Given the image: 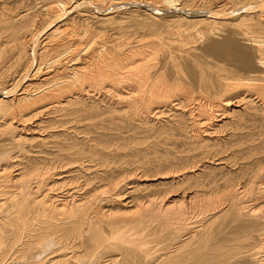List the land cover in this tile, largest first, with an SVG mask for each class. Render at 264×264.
Instances as JSON below:
<instances>
[{
    "label": "bare ground",
    "instance_id": "1",
    "mask_svg": "<svg viewBox=\"0 0 264 264\" xmlns=\"http://www.w3.org/2000/svg\"><path fill=\"white\" fill-rule=\"evenodd\" d=\"M101 1L137 7L128 8L127 16H99L95 13L102 14L100 8L94 7L95 12L77 19L67 9L71 0L12 4L0 0V264H264V158L258 156L260 151L237 147L231 156L225 153L228 157H220V163L233 168L219 177H209L203 165L204 159L222 156L243 142L232 137L234 141L219 147L214 138L222 124L213 121L235 112L229 108L234 100L247 102L248 107L264 104V0H227L212 6L206 0L197 7L193 0ZM172 8L176 9L172 15L160 12ZM127 21L155 31V40L130 46L122 56L107 41L94 42L92 28L101 33L105 24L116 22L121 27ZM94 22L100 24L94 26ZM164 32L169 36H162ZM216 33L222 36L214 38ZM202 39H207L206 52L195 53L193 44ZM170 43L174 44L171 49L167 48ZM160 49L161 57L157 56ZM109 87L126 105L139 107L146 115L154 109L162 113L165 106L180 108L173 114L177 123L169 120V125L155 128L154 132L167 136L182 127L186 108L194 105L195 116L189 121L197 150L178 160L167 152L155 168L156 173L181 170L182 174L159 177L153 191L126 202L124 190L114 191L115 182L131 189L129 193L152 184L123 182L119 177L104 182L95 168V176H85L78 190L64 193L61 188L72 179L71 167L103 154L106 147L100 141L86 147L77 133L53 141L56 150L16 161L28 150L21 145L25 138L14 125L15 117L26 120L50 105L64 112L66 118L59 122L65 125L97 118L111 109L104 110L84 96L106 94ZM111 111L119 118L128 115L122 108ZM8 140L17 143L16 150L6 146ZM64 166L70 175H63ZM197 166H202L198 173ZM13 167L19 171L11 176ZM80 189L83 192L78 194ZM130 202L131 210L126 206Z\"/></svg>",
    "mask_w": 264,
    "mask_h": 264
},
{
    "label": "rangeland",
    "instance_id": "2",
    "mask_svg": "<svg viewBox=\"0 0 264 264\" xmlns=\"http://www.w3.org/2000/svg\"><path fill=\"white\" fill-rule=\"evenodd\" d=\"M8 1H9V3L12 4L13 2H15L17 0H11V1L8 0ZM18 1H22V0H18ZM35 1H37V0H23V3L24 2L25 3H28V2L33 3ZM204 1H206V0H193L192 5H194L193 7H197L199 4L201 5V2L203 4ZM207 1H212V3H211V6H212L215 4L216 5H222L227 0H207ZM96 2L98 3V5ZM213 2H214V4H213ZM77 3L79 5H77ZM86 3H87L88 8L86 6ZM100 3H104V4H100ZM110 3L111 2H109V1L105 2V1H101V0H95V1H93V0H88V1L87 0H71V3L69 2L67 4V5H70V6H68L67 9L69 10V12H70V10L72 11L69 13L70 16L78 17L77 19H83V18L87 17V16H85L84 13L90 14V12L92 13V12L96 11V9L94 7H97L98 9L100 8L99 13H102V14L95 13L96 15H99V16L104 15V13H106V14L110 13L109 15H115V16H119L120 14L127 16L126 11L128 8L137 7V6H133L132 4L127 5V3H121V5H111ZM40 4L41 3H39L37 6H40ZM84 4H85V6H84ZM94 5H97V6H94ZM73 6H75L76 8L74 9ZM77 6H78V8H77ZM211 6H207V7H211ZM80 8H82V9H80ZM105 8H107V9H105ZM217 8H220V7L219 6H213V9H217ZM88 9L91 11H89ZM224 9L226 10L228 8L224 7ZM228 10H230V9H228ZM174 11H176L175 8H172V10H167V9L160 10V12L164 15H172V13H175ZM169 12H170V14H168ZM89 19H91V18H89ZM96 20H97L96 18H93V21H96ZM132 22L133 21L123 22L122 23L123 26H121V27L116 22L110 23V24H105L103 26V28L101 29V31H102L101 33H98L99 32L98 30H96L95 28H92L95 30L94 35L96 36V37L94 36V42L102 43V42L107 41L106 43L108 46L114 47L116 55L122 56L125 54L126 51H128L127 49L130 46L136 45L137 47L138 46L140 47V45L142 46L143 43L146 44L150 40L151 41L155 40V37H156L155 31H152L148 28L140 27V26L136 25L135 22L134 23H132ZM60 24H61V22L58 23V25H60ZM97 24L99 25L100 22H94V26H98ZM81 28H83V27L81 26ZM97 28H99V27H97ZM143 31H144V33H143ZM216 34L213 36L214 38L218 37L217 39H219L222 36V34H220V33H216ZM218 34H219V36H218ZM161 35L164 37L169 36L168 34H166V32H164ZM149 36L151 38L153 37L154 39L153 38L151 39ZM199 42H201V43H199ZM199 42H197L196 44H193V45L196 48L195 51L198 50L195 53L198 52V53L202 54L203 51L206 50V46L208 44L207 39L205 41H203V39H202V41H199ZM126 43H127V45H126ZM94 44H96V43H94ZM201 44H202V46H201ZM171 45H174V44L170 43V45H168L167 48L169 47L171 49ZM147 49L150 50V48H147ZM154 51H155V49H154ZM161 51L162 50L160 49L157 56L161 57V53H162ZM205 52L203 54H205ZM153 56H154V59L152 62H154V64H155V53ZM8 88H9V86H8ZM125 91H126V88H123L122 89V95L123 96H126V94H127ZM104 94H105V92L104 93L102 92L99 94L90 92L89 94H87V95H90V97L87 95H85L84 97L87 98L88 101L95 100V101L99 102V105L104 110H110V109L113 110L114 108L126 109L128 111V115H124V116H122V118H119V116L117 114H114L110 110V111H107L106 113L104 112L105 114H100V116H98L97 118H93V119L89 118L88 120L82 119L79 122H76V121L67 122L65 125V123L62 124L63 122H59L62 119L64 120V118H66L62 114L63 111L56 110L53 107L51 108L50 105H46L45 107L40 109L39 112H37L35 115H33L34 112H32L31 114L26 116V120L25 119L22 120L19 117H17V118L15 117L14 125L15 126L18 125L17 131L18 132L20 131L21 136L25 138L24 142H22L21 145L22 146L25 145L24 146L25 149L28 150L22 154L20 152L16 151L15 152L16 155L21 154L19 157L18 156L16 157V161L17 162L22 161V160L26 161V158H28L30 155H36V154L43 155L41 151L51 152L53 150H56L55 149L56 148L55 143H53V141L59 140V138H61L64 135H65V137L68 135V139H70L71 135L73 137L74 134L76 135V133H77L78 134L77 137H79V140L82 141L84 146H86V147L90 144L91 145L95 144V141L96 142L100 141L102 144H105L106 147L103 149V154H101L100 152H99L100 154L96 153L90 159H87V158L84 159V162H82V163L80 162V165H78L76 168L71 167V168H74L73 169L74 171H72L74 174L71 173L70 171H68L69 167L66 168L64 166L65 169L62 168L63 175H70V173H71L70 176L72 178L70 180L67 179L66 181H68V182H65L67 184L65 185L64 188H61V190H63L64 193L66 192V190H69L70 192H72L73 190H78L77 188H79V184L81 185L84 183L85 176L86 177L89 175H90L89 177L95 176V174H94V170H96L95 168H97V170L99 171V175L100 176L102 175V177L104 178V180H103L104 182L110 181V180L112 181V180L117 179L116 177H119L121 179H118V180H123V182H125L126 180H127L126 182L136 181V182H140L142 186L144 184H146V185L150 184V183L152 184L151 187H149V188L141 187L139 189L138 193L134 191V193L132 192L133 193L132 194V193H129V191L131 189H129V188L127 189L126 188L127 186H122L123 183L117 185V183L115 182V184L113 186L116 189H114V191L120 192L121 190H124L126 192L125 196H126L127 200H126V198H124L126 202L130 201V199L132 200L136 196H139L141 194H145L146 191H148L149 189L151 191H153L155 189V182H158L162 176H166V175L168 176L169 175L171 177L172 175L182 174V172H184V171H181V170L176 171V172L165 170L164 172L159 171L160 173L159 172L156 173L155 168H158L157 164L159 163L160 160H162L164 158V156L167 154V152L174 153L176 155L174 160H178L179 156H186V155L189 156V155H191V153H193L194 151L197 150V144H196V142H194L195 141L194 139H196V138L194 136H192L194 130H193V127L191 125L192 123L189 121L190 117L195 116V111L193 110L194 105H190L191 107L188 106L186 108V109H188V111L185 113L187 116V119L182 120V123H181L182 127L176 128L174 130V134L167 136L166 134H159L158 132H154L155 128H157L158 126H161V125H165V124L169 125V123H168L169 120L172 121L173 124L177 123L178 122V120H176L177 117L173 114H178L181 110L180 108H177L175 110V107L172 106L174 109L170 110V106L169 107L165 106L166 108L165 107L161 108V110H164V112H162V113L161 112L155 113V109H154V111H151L150 113H147V115H146V113L141 112V109L139 107L138 108L135 106L130 107V106H128V103L126 105L124 98L121 97L115 90L113 91V89H110V87L108 90H106V94L105 95ZM119 98H120V100H119ZM102 99H104V100H102ZM118 100L121 103H118L119 102ZM123 102H124V104H123ZM248 104L249 103H247V102H244V103L239 102L238 103L234 100L233 103L230 104L231 106L229 105V108H231V110L234 109L235 112L226 113L223 118H222V115L218 116L220 120H214L213 121V124H217V125L222 124L221 125L222 127L218 131L215 132L216 138H219V139L214 138L215 139L214 141L218 142L219 147H221V145H225V144H228V143L234 141V139L236 140V137H237V139L240 138L243 142L240 144V146L239 145H237V146L233 145V147L231 146V148L228 149L227 152L222 153V156L221 155L215 156L213 159H204L205 162L203 165H206L208 167L207 171L210 173V175L208 174L209 177L211 175L216 176V174H217L216 177H219L223 173H226L227 170H229V168L230 169L233 168V167H229L231 165L228 164L227 162H226L227 164L223 165L225 163V161H222L223 163H220L219 160H221V159H219V158L220 157H228V156H226L227 154L229 156H231V152L233 151V149H236L237 147H238L237 149H239L240 151H247L251 147H252L251 149L255 148V150L260 151L258 156H261L264 158V104H260V102H257L256 104L253 103V105L251 107H248L249 106ZM206 107L208 110L210 109V103L209 102L206 103ZM45 109H46V111H45ZM134 110L139 115L138 114L134 115V117L129 116L130 114L135 113ZM156 117H158V118H156ZM57 118H59V119L57 120ZM215 119H218V118H215ZM95 122H96V124H93ZM223 124H225V125H223ZM69 126H71V127H69ZM73 128L75 130H78V131L75 132V130ZM62 130H64V131H62ZM61 131H62V133H60ZM66 132L69 134H67ZM234 132H235V134H234ZM22 134H24V135H22ZM241 135H243V136H241ZM241 137H243V138H241ZM228 139L229 140L231 139V140L229 141ZM222 142L224 144H221ZM6 143H7L6 146H8V147L13 146V148L16 150L17 147L15 148L14 146H17V143L12 144V143H10V140L6 141ZM97 146L100 149L101 144H98ZM225 153H227V154H225ZM22 155H24V156H22ZM220 165H223L224 167L213 168V167H219ZM18 167H19V165H18ZM17 169H18L17 167L11 168L10 175L13 176V175L18 174L19 170L17 171ZM188 169H189V171L191 170L190 168H188ZM195 169H196L195 170L196 173H198L201 171L202 166H197ZM232 170H234V169H232ZM66 172H67V174H66ZM114 177H115V179H114ZM62 180H64V179H62ZM62 180H60V181H62ZM77 180H78V184H77ZM97 180L98 179H94V182H97ZM104 186L107 187V185H104ZM116 186L118 187V189ZM105 187H102L101 189H103V188L105 189ZM70 188H72V189L70 190ZM58 191L59 190H57V192ZM81 191L83 192V189H80V191H78L77 193L81 194ZM57 192H54V193H57ZM176 193H180V192L177 191ZM119 203H121V201ZM132 205L133 204H131V202H130L126 206L128 209H130V207H132L131 209H133ZM152 208H154V207H152ZM123 209H122V211H124Z\"/></svg>",
    "mask_w": 264,
    "mask_h": 264
}]
</instances>
